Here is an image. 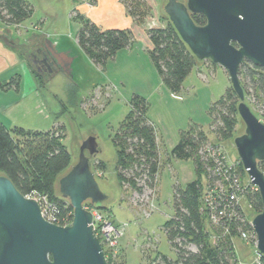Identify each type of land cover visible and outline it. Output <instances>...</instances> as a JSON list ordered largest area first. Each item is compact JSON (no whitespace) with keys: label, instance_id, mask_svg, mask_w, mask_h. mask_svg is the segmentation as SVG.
Wrapping results in <instances>:
<instances>
[{"label":"rangeland","instance_id":"obj_1","mask_svg":"<svg viewBox=\"0 0 264 264\" xmlns=\"http://www.w3.org/2000/svg\"><path fill=\"white\" fill-rule=\"evenodd\" d=\"M24 1L32 8L31 15L18 29L14 26L10 28L15 36L18 35L17 39H21V42L14 44V48L26 60L24 68H17L19 75L25 77V80L20 84L19 91L11 89L14 84L10 85V89L0 86V122L9 130L13 127L43 132L50 130V134L58 135L71 153V165L77 161L84 136H95L100 151L91 157V169L101 189L109 192L102 206L108 207L110 211H103L111 213L116 222L127 223L124 235L119 239L122 251L116 264H148L157 254L176 259L163 230V224L173 214V188L177 184L182 187L196 176L204 187V172L195 175L190 160L170 158L166 154L167 147L161 144L155 190L138 194L126 182L118 190L113 181L108 185L102 179L105 176L110 179L114 172L116 150L111 138L128 114L129 100L134 94H138L147 101L149 121L165 144L173 130H186L190 125L201 127L209 142L216 141L215 134L209 127V109L231 87L226 71L205 61L207 68L203 75H197L193 69L184 80L181 91L172 93L162 84L146 51L138 52L140 55L134 60L121 51L117 56L109 58L104 65H96L78 48L79 56L75 55L71 67L73 75L59 72L53 79L44 82L46 79H38L27 67L26 53L33 49L29 38L33 39L34 35L45 36L50 32L56 34L60 29L66 28L70 31V37L74 38L80 23L70 19H74L71 0ZM165 2L166 0H127L125 7L133 15V19H143V26L147 29L165 24V19L162 20V15L165 16ZM24 39H28V42ZM76 47L73 45V54H76ZM127 48L129 47L124 51L128 52ZM95 83L97 87L92 89ZM18 95L27 96L20 103H15ZM245 102L250 106L248 97ZM213 123L217 124V120L213 119ZM242 133L244 123L238 117L231 138L218 142L224 154L232 161H239L233 138ZM98 161H102L104 169L97 168ZM238 176L241 184L246 185L248 180L242 181L240 172ZM249 190L254 191L252 187ZM54 193L59 194L57 182ZM241 202L246 218L251 221L258 212L247 200L243 199ZM235 239L238 264H252L256 256L255 246L238 237Z\"/></svg>","mask_w":264,"mask_h":264},{"label":"trees","instance_id":"obj_2","mask_svg":"<svg viewBox=\"0 0 264 264\" xmlns=\"http://www.w3.org/2000/svg\"><path fill=\"white\" fill-rule=\"evenodd\" d=\"M31 13L32 8L24 0H0V22L6 26H18ZM129 15L133 16L131 13ZM162 17L165 24L146 29L149 41L147 51L162 84L170 92L178 93L191 70L205 61L195 58L166 14ZM79 18L81 24L75 36L77 44L96 65H104L118 50L133 43V33L129 28L103 30L94 22ZM192 18L198 25L205 23L202 15L195 14ZM133 20L138 24L143 23L141 18ZM239 79L245 99L249 98L248 106L259 120H264V69L244 61L239 68ZM17 80L18 76H13L7 83L0 82V86L10 87L17 84ZM237 103L235 93L228 87L211 104L209 127L217 142H209L201 127L190 125L180 133L178 141L170 149L169 156L172 158L192 161L195 175L204 172L206 182L203 187L196 176L183 187L174 185L173 214L163 224V230L176 259L157 254L148 264H238L234 248L237 228L239 226L242 230L251 231L248 220L238 219L237 223L229 225L228 233H223L224 229L211 226L207 221L202 202L206 185L217 180L212 174L213 160L207 151L209 148L219 147L218 142L231 138L235 132L239 117ZM147 108L145 98L134 94L129 100L128 114L111 138L116 150L114 172L110 179L106 176L102 179L108 185L113 181L118 190L125 182L138 194L155 190L159 151L155 128L147 117ZM213 119L217 120V124L213 123ZM50 133V130L31 131L21 127L9 130L0 122V173L7 176L25 196L33 193L45 195L50 203L46 217L57 225L65 226L71 223L73 210L66 199L54 193V185L59 176L70 167L71 153L58 135ZM235 163L242 181L248 180L241 163ZM258 167L264 172V160L258 163ZM97 168L104 169L102 161H98ZM243 187L244 199L260 212L262 204L256 187ZM249 187L254 191H250ZM95 206L110 211L102 204ZM238 213L244 217L242 211L239 210ZM212 233L215 235L214 240H211ZM256 264H264V256H260Z\"/></svg>","mask_w":264,"mask_h":264},{"label":"water","instance_id":"obj_3","mask_svg":"<svg viewBox=\"0 0 264 264\" xmlns=\"http://www.w3.org/2000/svg\"><path fill=\"white\" fill-rule=\"evenodd\" d=\"M163 11L198 61L226 71L238 99L244 133L234 137L233 144L260 196L262 209L250 223L256 253L264 256V172L258 167L264 160V122L245 102L239 79L244 61L264 69V0H166ZM195 14L205 18L203 25L194 22ZM59 60L62 70L73 75V59ZM99 151L96 137L84 136L77 161L57 179L60 196L73 210L71 223L65 226L45 219L36 199L21 194L0 173V264H108L93 233L91 212L84 208L86 203L103 204L109 195L91 169V157Z\"/></svg>","mask_w":264,"mask_h":264},{"label":"crops","instance_id":"obj_4","mask_svg":"<svg viewBox=\"0 0 264 264\" xmlns=\"http://www.w3.org/2000/svg\"><path fill=\"white\" fill-rule=\"evenodd\" d=\"M125 1L126 0H92V1L91 0H71L72 7H73L72 12L74 13V19L72 18L70 19L78 20L77 22H79L80 21L79 17H82L84 19H88L94 22L99 28L103 30L104 29L129 28L133 33V43L131 44V46H129V48H127L129 51L128 52L124 51L126 50V48L118 50L115 53L114 57L117 56L116 54L123 51L125 52V54H127V56H129V59L134 60L136 56L139 57L140 54L138 52L142 53V50L148 52L147 48L149 47V41L146 35V30H145L146 27L143 26V23L138 24L133 20V18L129 15V13L126 10ZM20 25L21 23L18 26H15V28L18 29ZM69 32H70L69 29L66 28V29H60L59 32H57L56 34L50 32V34H45V36L44 35H40V36L34 35L33 39L29 38L32 45L39 44L41 41H43L45 43L46 48L51 49V50L53 49L54 52L53 51L52 52L54 53L55 57L58 59L59 70L55 74H53L51 77L47 78L44 82L53 79V77L57 75L59 72H64L61 68L62 63L60 64V60H59L60 58L68 59L69 57H71V59H74L75 55L79 56L78 48L80 47L77 44L76 38L75 37L72 38V36L70 37ZM17 36H15V32H13V29H11L10 26H6L0 22V79L4 80L3 83L5 82L7 83L8 78H11L13 76H18L19 80H17V84H14L15 87L14 86H12V88L7 87L15 91H19L20 84H23L25 80V77L23 78L22 76L19 75L17 68L19 66H21L22 68L26 66V60H24V58L20 56L18 51L15 50L14 48V44H18L19 42H21V39L19 41V39H17ZM24 40L28 42V39H24ZM73 45L77 46L76 54H73V50H74ZM27 67L29 68L32 74L33 71L31 70V67L29 64H27ZM206 68H207V63L204 62V63L198 64L193 69L196 70V74L200 76V75H203V72ZM227 79L229 81L228 77ZM0 82L2 83L1 80ZM95 87H97L96 83L93 84L92 89ZM25 96L27 95H23V96L18 95V97L15 98L14 100L15 103H20L21 101H23ZM37 97L38 95H36V99H38ZM36 99L34 100V103H36ZM148 119L150 120L149 117ZM183 130L185 129L179 128V129L173 130L171 134L169 135V137L166 138V141H168L167 144H165L164 140L160 138L159 135L156 134L159 154L161 151L159 145L162 144L164 145V147H167L166 149L168 150L166 154L169 156L170 149L176 144V142L179 139L180 133ZM169 157L172 158L171 156ZM172 159H175V158H172ZM119 251H122L121 242L119 245Z\"/></svg>","mask_w":264,"mask_h":264},{"label":"built area","instance_id":"obj_5","mask_svg":"<svg viewBox=\"0 0 264 264\" xmlns=\"http://www.w3.org/2000/svg\"><path fill=\"white\" fill-rule=\"evenodd\" d=\"M208 155L213 160L212 174L217 178L212 184L206 185L204 194L202 196L203 209L207 221L214 226H218L223 230V233L229 232V225L240 221L248 220L244 213L241 200L243 196V186L250 184L249 180L246 185H242L239 181V173L236 169L235 161L228 159L224 154L222 148H209ZM253 186V185H252ZM34 198L38 202L41 213L45 219L49 220L45 213L50 208V203L45 195L31 194L27 196ZM85 209L90 210L92 215V227L94 235H98L100 245L104 251L106 260L110 263L116 264L119 258V239L124 235L127 223L116 222L111 213H105L95 205L85 204ZM244 213V217H241L238 211ZM250 226L251 223L248 220ZM252 228V227H251ZM238 239L248 241L256 248V235L253 231L242 230L237 228ZM214 234L211 238L214 240ZM260 256H255V260L252 264L258 263Z\"/></svg>","mask_w":264,"mask_h":264},{"label":"flooded vegetation","instance_id":"obj_6","mask_svg":"<svg viewBox=\"0 0 264 264\" xmlns=\"http://www.w3.org/2000/svg\"><path fill=\"white\" fill-rule=\"evenodd\" d=\"M31 47L33 49L26 53L27 62L32 67V70L35 73L34 75L38 79H47L59 70L58 59L55 57L51 49L45 47L43 41L39 44L31 45ZM38 81L40 82V80ZM106 261L109 264L110 261Z\"/></svg>","mask_w":264,"mask_h":264}]
</instances>
